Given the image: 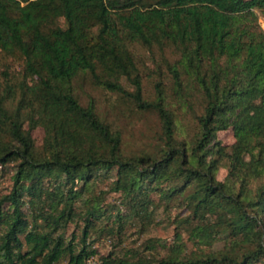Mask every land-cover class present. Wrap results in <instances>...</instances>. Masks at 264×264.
<instances>
[{
	"label": "trees",
	"instance_id": "16d2710c",
	"mask_svg": "<svg viewBox=\"0 0 264 264\" xmlns=\"http://www.w3.org/2000/svg\"><path fill=\"white\" fill-rule=\"evenodd\" d=\"M257 11L264 18V0H0V54L23 61L17 84L5 71L0 76V165L16 162L12 187L0 197V264H85L96 252L87 238L100 201L84 210L79 247L54 232L73 218L99 172L112 169L111 189L133 209L148 213L156 191L184 207L178 226L191 239L225 245L179 257L176 232L172 255L154 263L109 252L100 264H264V30ZM134 42L178 53L169 72L176 99L198 126L190 141L177 138L160 82L155 99H144ZM80 73L157 114L154 155L123 154L121 134L75 95ZM37 126L44 129L40 148L30 133ZM228 128L235 141L222 145L216 134ZM5 203L11 211L2 210ZM26 203L51 230H27Z\"/></svg>",
	"mask_w": 264,
	"mask_h": 264
},
{
	"label": "rangeland",
	"instance_id": "374dc122",
	"mask_svg": "<svg viewBox=\"0 0 264 264\" xmlns=\"http://www.w3.org/2000/svg\"><path fill=\"white\" fill-rule=\"evenodd\" d=\"M257 14L259 26L264 30V18L259 11ZM129 49L138 69L144 99H155L156 83L160 82L176 114L177 138L190 141L197 133L198 126L190 111L176 99L173 78L169 72V65L178 59V53L167 45H153L148 48L137 42L129 45ZM1 71L7 72L10 83L17 84L23 79L22 59L0 54V76ZM121 83L127 91L134 90L133 84L125 77L121 79ZM73 89L83 106L93 105L97 114L111 129L121 134V149L124 155H154L158 143L157 134L160 132V121L156 113L137 107L129 96L97 85L88 73H80L74 79ZM197 96L194 95L196 99L190 96L189 98L195 101L196 111L200 112ZM24 128H28L27 123ZM30 133L35 146L40 148L44 138L43 127L37 126L31 129ZM216 139L222 145H230L235 141L231 128L218 131ZM15 166V161L0 165V197L8 193L12 187ZM99 174L90 182V191L84 192L82 198L75 203L73 218L54 232L55 235L61 233L65 243L72 242L79 247L82 232L87 225L84 210L93 199H96L100 204L92 217L87 238V243L96 251L93 256L95 258L100 259L113 252L118 257H140L154 263L161 257L172 255V248L176 244V232L181 235V239L177 240L181 245L179 257L215 253L224 248L225 242L222 239L209 243L191 239L188 230L184 226H178L179 217L186 215L187 212L177 201L166 203L155 191L150 195L153 203L149 205L148 213L136 211L120 192L111 189L116 178L115 169L108 172L100 171ZM226 174L227 165L224 162L217 171V179L224 180ZM22 208L27 216V230L33 228L44 232L51 230L38 214L33 218V214L37 212L28 203ZM2 210L11 211L7 203L3 204ZM4 228L5 225H1V233ZM20 237L25 250L27 245L23 236ZM65 262L66 258L58 264Z\"/></svg>",
	"mask_w": 264,
	"mask_h": 264
},
{
	"label": "built area",
	"instance_id": "2783aa9c",
	"mask_svg": "<svg viewBox=\"0 0 264 264\" xmlns=\"http://www.w3.org/2000/svg\"><path fill=\"white\" fill-rule=\"evenodd\" d=\"M85 264H100V259L92 256L86 260Z\"/></svg>",
	"mask_w": 264,
	"mask_h": 264
}]
</instances>
